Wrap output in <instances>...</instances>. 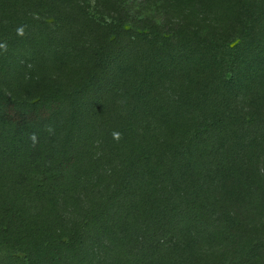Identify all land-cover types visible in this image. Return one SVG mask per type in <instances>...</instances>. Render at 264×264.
Instances as JSON below:
<instances>
[{
    "label": "trees",
    "instance_id": "16d2710c",
    "mask_svg": "<svg viewBox=\"0 0 264 264\" xmlns=\"http://www.w3.org/2000/svg\"><path fill=\"white\" fill-rule=\"evenodd\" d=\"M0 264H264V0H0Z\"/></svg>",
    "mask_w": 264,
    "mask_h": 264
}]
</instances>
